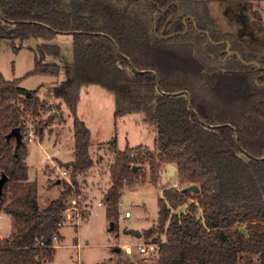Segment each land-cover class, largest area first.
Segmentation results:
<instances>
[{
	"label": "trees",
	"instance_id": "trees-1",
	"mask_svg": "<svg viewBox=\"0 0 264 264\" xmlns=\"http://www.w3.org/2000/svg\"><path fill=\"white\" fill-rule=\"evenodd\" d=\"M263 1L231 0L243 10L244 28L235 34L217 26L202 0H70L65 11L52 0H0V38L9 39L14 52L23 41H37L28 47L30 74L58 77L60 66L50 57L60 48L51 40L72 35L70 76L54 92L72 117L74 143L69 178L53 179L62 188L40 205L37 181L27 175V121L42 137L59 110L40 98L39 87L26 89L20 78L7 80L0 72V176L7 177L0 213L12 218L11 233L0 238V264L53 257L58 224L71 200L78 204L80 177L94 165L90 130L76 115L87 84L113 93L115 121L147 106L156 129L153 152L118 150L116 135L106 141L113 152L101 200L107 218L117 221L125 185L145 182L147 173L155 184L158 171L173 164L178 186L162 188L156 223L143 232L157 242V264H241L243 256L248 264H264ZM227 43L244 62L258 65L228 55ZM17 127L22 141L15 150L7 134ZM191 184L199 191H181Z\"/></svg>",
	"mask_w": 264,
	"mask_h": 264
},
{
	"label": "rangeland",
	"instance_id": "rangeland-1",
	"mask_svg": "<svg viewBox=\"0 0 264 264\" xmlns=\"http://www.w3.org/2000/svg\"><path fill=\"white\" fill-rule=\"evenodd\" d=\"M69 1L52 0V5L65 11L70 9ZM202 1H207L212 19L222 30L235 34L243 31V10L237 3L231 0ZM259 8L264 24V1L259 4ZM245 41L250 42L248 38ZM51 42L60 48L57 57H50V60L60 66L58 77L30 74L34 66V56L28 47L34 46L35 39L23 41V47L14 52L10 40L0 38V72L3 77L7 80L20 78V86L26 89L39 87L40 98L51 105V108L59 110L51 121V132L45 131L42 137L34 135V127L30 120L27 121V175L30 180L37 181L40 205L46 204L61 190L60 183H51L53 179L60 181L61 178H69L68 175H62L61 171L65 169V160L72 159L74 148L72 117L54 92L55 86L70 76L73 63L72 35L58 33ZM249 45L251 50L258 51L256 44ZM119 66L127 71L125 66ZM51 108L42 111L41 117L50 115ZM76 109L77 117L90 130L89 152L94 165L86 175L80 177L78 204L65 214V221L59 227V237L53 243L55 251L52 259H43L41 264H157L155 252L139 254L138 245L147 240L143 235L144 230L156 223V200L161 195L162 188L176 181L177 175L167 178L166 174L158 171L159 178L153 184L147 173L145 182L125 185L121 189L119 215L113 228L110 227L112 221L107 218L105 206L101 203L104 191L110 183L108 168L113 162V152L106 141L116 135L118 150H123L128 145L131 148L148 147L153 152L156 129L150 119L152 110L146 106L139 112L124 115L115 121L113 93L96 84L82 87ZM98 202L102 205L98 206ZM82 209L86 210V214H81ZM126 210L130 212V216H124ZM180 210L184 211L185 206H181ZM11 227V216L0 213V237L8 236L12 231ZM130 229L140 230L141 236L137 238ZM125 244L130 246L129 253L125 251ZM117 247H120V251H116ZM247 259V256H243L241 264H248Z\"/></svg>",
	"mask_w": 264,
	"mask_h": 264
},
{
	"label": "water",
	"instance_id": "water-1",
	"mask_svg": "<svg viewBox=\"0 0 264 264\" xmlns=\"http://www.w3.org/2000/svg\"><path fill=\"white\" fill-rule=\"evenodd\" d=\"M229 47H230V45H229V43H227V47H226V52H227V54H228V55L235 54V53L230 52ZM235 55H237V56L239 57V59H241V57H240L239 54L236 53ZM241 61H242L243 63H245V64H254V63L257 64V63L254 62V61H253V62H244L242 59H241ZM257 65H258V64H257ZM11 137H13V138L15 139V144H16L15 150H16V149L18 148V146L20 145L21 141H22V136H21V133H20L19 127L12 129V130L7 134V138H11ZM69 164H70V162H66V163L64 164V167H65V168H68V167H69ZM133 168H136V166H133ZM174 173H175V166H174L173 164L168 165V166H167V172H166V174H167V175H166L167 178H171L173 175H175ZM6 180H7L6 175H5L4 173H2L1 176H0V193H1L2 185L4 184V182H5ZM57 181L59 182V180H57ZM181 191H183V192H189V191H195V192H198L199 190H198V187H197L196 185L191 184V185H189L188 187H184V188H182ZM198 217H200V216H198ZM112 226H113V222H110V227L113 228ZM129 231H130L134 236H136L137 238H139V237L141 236V232H140V230L138 231V230H135V229H130ZM116 251H120V247H117V248H116Z\"/></svg>",
	"mask_w": 264,
	"mask_h": 264
},
{
	"label": "built area",
	"instance_id": "built-area-1",
	"mask_svg": "<svg viewBox=\"0 0 264 264\" xmlns=\"http://www.w3.org/2000/svg\"><path fill=\"white\" fill-rule=\"evenodd\" d=\"M29 141L31 140L30 138L28 139ZM159 172L161 174H166L167 172V166H166V170H164V168L160 169ZM61 174L62 175H67V171L64 169L61 171ZM167 175V174H166ZM178 186V181H174L172 182V184H169L167 186H165L164 188L166 189H169V188H172V187H177ZM75 205H76V199H72L71 200V203H70V206L68 208L65 209L66 212H69L70 209H74L75 208ZM98 206H101L102 204L100 202L97 203ZM120 205V203H119ZM81 214H82V210H81ZM124 216L127 217V216H130V212L129 211H124ZM64 222L62 223H59L58 225H62ZM124 248H125V251L129 253V248L130 246L128 244H125L124 245ZM156 248H157V242H151V241H143L141 242L139 245H138V252L139 254H152L156 251Z\"/></svg>",
	"mask_w": 264,
	"mask_h": 264
},
{
	"label": "crops",
	"instance_id": "crops-1",
	"mask_svg": "<svg viewBox=\"0 0 264 264\" xmlns=\"http://www.w3.org/2000/svg\"><path fill=\"white\" fill-rule=\"evenodd\" d=\"M36 43H37V41H36ZM35 43V44H36ZM34 44V45H35ZM82 89V88H81ZM79 99H80V96H79ZM60 100V99H59ZM61 101V100H60ZM79 101V100H78ZM78 103V102H77ZM59 106H60V109H61V104L59 103L58 104ZM76 108H77V105H76ZM62 110V109H61ZM68 110V109H67ZM69 111V110H68ZM57 112H55V114H56ZM68 115H69V113H68ZM84 123V122H83ZM85 124V123H84ZM86 125V124H85ZM88 127V126H87ZM72 152H73V150H72ZM72 159H73V155H72ZM71 158L70 159H67V160H65V162L63 163V165L66 163V162H70V160H72ZM82 215H83V210H82ZM1 238V237H0ZM55 246V245H54Z\"/></svg>",
	"mask_w": 264,
	"mask_h": 264
}]
</instances>
